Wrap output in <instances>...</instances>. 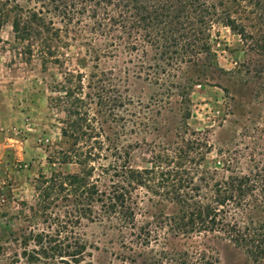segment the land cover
I'll return each mask as SVG.
<instances>
[{
	"label": "rangeland",
	"instance_id": "1",
	"mask_svg": "<svg viewBox=\"0 0 264 264\" xmlns=\"http://www.w3.org/2000/svg\"><path fill=\"white\" fill-rule=\"evenodd\" d=\"M5 1L0 0V3ZM12 1L23 10L38 9L37 0ZM124 1L119 7H114L115 1H110V5L104 7V2L97 9H113L115 12H110L113 20L127 18L126 25L136 26L137 17L147 15L153 9L159 12L162 7L168 10L171 6L168 12L174 14L183 5L180 18L173 22L184 24H167L168 19L163 18L164 25H157L160 20L150 19L151 27L142 22L144 29L140 25L139 29L123 33L118 32V25H113V32L106 36L110 38H104L93 27L92 20L86 18L87 13H84L75 16L61 34L65 35L64 42L67 43V48L62 51V60L65 70L82 72L86 78L88 72L98 78L99 72H102L104 78L114 84V88L129 98V101L123 100V105L115 109L116 119L123 121L116 125L106 123L103 127L106 135L112 136L115 130L120 131L119 126H124L126 133L119 139L134 145L133 167L139 169L149 166L143 161L150 154V148L146 145L153 143L157 149L162 143L156 138V133H129L133 128L128 121L135 120L130 115H137L135 102L145 104L151 97L155 101L154 110L158 104L162 105L160 112L163 115L160 114L154 120L169 128L171 137L165 140L170 142V151L184 150L180 139L172 136L174 126L179 125L182 119L176 107L184 100L188 112L184 124L189 130L199 131V137L206 142V147L196 155L206 162L205 167L219 168V161L226 154L232 157L237 150L242 151L244 148V154L252 150L254 160L261 158L264 161V0H204L205 4L214 6L217 15L224 12L236 21L244 39H239L220 22H214L209 29L208 26H200L193 19L194 0H136V5L145 9L141 13L132 11V3L129 5L127 0L128 12L124 13L120 9ZM180 2L182 4L179 6ZM4 4L8 7V2ZM92 6L87 7L88 13ZM45 17L50 19L52 16L46 14ZM51 22L55 28L63 29L59 19L52 18ZM153 25L164 30L167 27L172 30L178 28L182 34L185 31L193 34L188 36L191 39L206 38L209 53L199 51L196 55L181 56L172 54L173 50L169 49L164 55L160 46L155 49L146 42L145 33L150 34L156 28H152ZM194 29L201 36L196 35ZM21 52V47L15 45L12 39L9 22L1 23L0 264H61L57 260L37 258V254L31 255V260L28 259L25 254L32 250L37 253V247L31 241L23 245L22 237L39 231L52 236L58 230L51 222L52 216L63 214V209H57L61 204L57 201L56 208L50 206L47 209L46 213L51 215L44 223L43 217L37 212V191L34 189L38 176H48L50 172H77V166L58 164L55 160L58 158L56 153L64 148L59 133L63 113L50 105L49 98L55 96L52 91L56 82L61 80L60 72L63 70L54 65L42 70L40 60L35 56L26 60ZM181 94L187 97H181ZM221 103H227V107L222 109L219 106ZM170 108L175 109V112L168 114L164 111ZM216 110H219V117ZM108 126L112 128L110 131L106 130ZM185 132L181 136L183 140L189 136V132ZM195 153L192 151V155ZM238 162L241 167L234 166L235 172L244 173V168L250 166L246 155L238 158ZM193 168L196 166L193 165ZM134 195L137 203L134 219L138 224L149 221L157 213L176 211L173 204L152 196L143 188L137 189ZM167 231L164 226L157 231L161 240L159 244L144 249L145 260L157 256L158 250L163 247L167 251H206L217 258L216 264H251L243 250L234 247L221 235L201 233L186 238L174 237ZM73 232L85 247L82 253L84 258L79 264H122L120 256L127 252L119 244L118 232L108 223L81 221ZM67 236L61 233L57 240L61 243ZM71 236L62 242L61 247L65 243L71 244ZM63 260L68 262L67 258ZM135 264H141V259H136ZM142 264H147V261Z\"/></svg>",
	"mask_w": 264,
	"mask_h": 264
},
{
	"label": "trees",
	"instance_id": "2",
	"mask_svg": "<svg viewBox=\"0 0 264 264\" xmlns=\"http://www.w3.org/2000/svg\"><path fill=\"white\" fill-rule=\"evenodd\" d=\"M110 1H115L114 7H119L124 0H37V10H23L12 0L4 2H8V7L0 3V24L9 22L12 39L15 45L21 47L22 56L26 60L35 56L40 60L42 70H46L49 65L63 70L60 72L61 80L56 82L52 91L55 96L49 98L50 105L63 113L59 133L64 148L56 153L58 158L55 160L58 164L77 166L75 173L50 172L48 176H38L34 189L37 191V212L43 217L44 223L51 215L46 213L47 209L50 206L56 208L57 201L61 202L57 209H63V214L52 216L51 222L58 227L52 236L39 231L22 237L23 245L31 241L37 247V253L32 250L25 255L30 260L31 255L37 254V258L42 260L79 264L84 258L82 253L85 247L73 229L81 221H85L106 222L118 232L119 244L127 252L118 258L122 264H135L136 259H141V264L145 261L147 264L217 263V258L206 251H167L163 247L158 250L157 256L153 255L145 260L144 249L159 244L161 237L157 231L163 226L174 237L187 238L201 233L221 235L234 247L243 250L251 264H264V161L261 158L254 160V152L249 150L244 154V148L242 151L237 150L232 157L226 154L219 161V168L205 167L206 162L196 155L206 147V142L199 137V131L189 130L184 124L188 116L184 100L176 107V111L181 112L182 119L179 125L174 126L172 135L180 139L184 150L170 151V142L165 140L171 137L169 128L154 120L162 114V105L158 104L154 110L155 101L151 97L145 104L135 102L137 115H130L135 120L128 121L133 128L129 133H156V138L162 143L157 149L153 143L147 144L150 154L143 161L149 166L135 168L132 164L135 159L132 154L134 145L119 139L126 133L124 126H119L120 131L115 130L112 136L106 135L103 127L106 123L116 125L123 121L116 119L115 109L123 105V100L129 101V98L114 88V84L105 79L102 72H99V78L88 72L86 78L82 72L63 68L62 51L67 48V43L64 42L65 35L61 34L75 16L87 13L86 18L92 20L93 27L104 38H110L106 36L113 32V25H118V32L123 33L139 29L142 22L151 27L150 19L160 20L157 25H164L163 18L168 19L167 24H184L173 22L180 18L179 14L184 9L182 5L174 14L168 12L171 6L168 10L162 7L159 12L153 9L147 15L137 17V23L134 21L136 26L126 25L127 18L113 20V9H97L104 2V7L110 5ZM125 1L120 9L127 13L128 5ZM127 1L129 5L132 3V11H145L144 7L136 5V0ZM91 4L92 9L88 13L87 7ZM181 4L182 2L179 6ZM262 9L264 10V6ZM46 14L52 17L46 19ZM193 14L194 21H198L202 27L208 26L209 29L214 22H220L238 35L239 39L245 37H241L242 30L238 28L236 21L224 12L217 15L214 6L205 4L204 0H194ZM52 18L59 19L63 25L62 31L55 28ZM142 28L144 29L143 25ZM193 32L200 35L197 29ZM188 36L193 34L186 31L182 34L178 32V28L172 30L168 27L167 30L156 27L150 34L145 33L146 42L155 49L160 46L164 55L169 49L173 50L172 54L181 56L196 55L199 51L209 53L206 38L191 39ZM115 38L119 39L118 36ZM181 97L187 96L181 94ZM219 106L223 109L227 107V103ZM164 111L169 114L175 112V109ZM216 113L219 117V110ZM111 129L110 126L106 127L107 131ZM185 131L189 132V136L183 140L181 136ZM192 151H196L195 155H192ZM245 155L250 166L244 168V173L235 172L233 167L238 165V158ZM48 162L52 163L50 159ZM142 188L152 196L173 204L176 211L157 213L149 221L138 224L134 219L137 203L133 193ZM67 207L70 210H66ZM61 233L68 234L62 242L72 235L71 244L65 243L61 247L62 242L57 240Z\"/></svg>",
	"mask_w": 264,
	"mask_h": 264
}]
</instances>
